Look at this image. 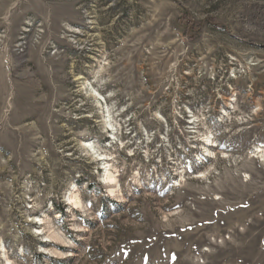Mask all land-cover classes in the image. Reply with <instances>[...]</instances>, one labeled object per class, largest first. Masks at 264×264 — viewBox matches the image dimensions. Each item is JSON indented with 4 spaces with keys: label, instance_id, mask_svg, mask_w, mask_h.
I'll return each mask as SVG.
<instances>
[{
    "label": "rangeland",
    "instance_id": "obj_1",
    "mask_svg": "<svg viewBox=\"0 0 264 264\" xmlns=\"http://www.w3.org/2000/svg\"><path fill=\"white\" fill-rule=\"evenodd\" d=\"M261 155L264 0H0V264H264Z\"/></svg>",
    "mask_w": 264,
    "mask_h": 264
},
{
    "label": "bare ground",
    "instance_id": "obj_2",
    "mask_svg": "<svg viewBox=\"0 0 264 264\" xmlns=\"http://www.w3.org/2000/svg\"><path fill=\"white\" fill-rule=\"evenodd\" d=\"M106 124L108 126V129L109 128L111 129V126H110L111 125V122L108 119H106ZM82 145L85 146L86 148H89V150H93L94 154L96 155V153L94 151L95 150V146H94V142L93 141H91V140H84L82 142ZM261 152H263V151H261ZM261 156H264V155H261ZM97 159L98 160H107L109 158L107 157L106 154H104V155L103 154H100L99 156H97ZM103 169L105 170V177H104L105 183L106 184H113V183H115L117 181V179H116L115 174L112 172L111 167L109 165H107ZM69 200L72 202V204L74 206H79L81 204L80 198L77 195H75V194H72L70 196ZM39 222H40V224H43L44 223L42 219H39L38 220V223Z\"/></svg>",
    "mask_w": 264,
    "mask_h": 264
}]
</instances>
